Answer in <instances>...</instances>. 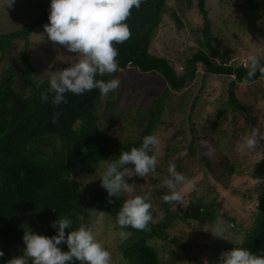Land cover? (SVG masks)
I'll list each match as a JSON object with an SVG mask.
<instances>
[{"label": "trees", "instance_id": "1", "mask_svg": "<svg viewBox=\"0 0 264 264\" xmlns=\"http://www.w3.org/2000/svg\"><path fill=\"white\" fill-rule=\"evenodd\" d=\"M185 1L188 6L191 5L192 0ZM195 2L203 21L200 30L202 48L184 60L182 71H176L170 61L149 50L153 35L166 10V0H143L138 9L133 8L126 20L131 37L123 44L114 45L118 50V71L135 68L142 73L155 72L165 81L161 96L165 99L162 103L158 99L154 100L156 108L147 112L148 118L145 121L140 123V120L137 123V131L134 132L139 134L137 139L112 138L100 130L102 117L95 110L101 96L98 89L82 95L66 93L68 103L55 106L50 102L51 93L49 103L41 102V93L49 88V77L37 82L33 80L31 71L27 70L21 84L15 86L16 75L12 63L0 70V251L4 252L0 264H5L13 255H19L25 247L22 239L23 225H27L35 234L51 237L57 234L58 229L50 225L58 218L67 217L72 221V226L65 230L66 233L80 225L92 228V215H97L100 220L104 219L102 215L110 218L111 231L122 233L126 238L121 250L122 256L118 258L119 264H161L154 247V243L158 241L184 250L187 244L177 237L170 238L167 232L176 221L192 222L202 227L213 226L217 216L226 219L222 201L218 197L208 202L191 199L181 214L174 211L175 202L166 203L163 200V196L168 193L162 185L169 178V163L174 162L176 170L186 174L189 172V165L200 164L224 189L230 187L233 176L239 173L234 161L222 151L219 140L212 137L214 131L211 132L212 136L209 135L202 142L196 135L193 124L191 134L194 137L189 142L193 154L190 153V159L187 158V167L182 159L175 157L179 147L165 141L164 160L156 170L159 175L138 179L140 183L147 185L144 196L147 195V202L152 205L153 219L147 230L121 228L118 225L116 215L120 207L126 199L132 198L127 193L110 198L105 189L85 188L72 177L76 169L92 174L102 164L108 165L109 162L117 160L121 152L140 147L143 138L154 135L161 124L164 109L173 116L176 113L183 114L188 104L193 107L197 97L189 103L184 98L179 102L176 100V106L172 103V106H168V97L172 93L181 92L196 80L199 67L207 75L231 78L227 88L228 100L221 106L220 114L232 112L248 122L250 113L242 104V96L238 97V86L256 83L264 76L257 72L254 77L247 79V66L233 61L230 55L223 54L213 44V21L210 19L206 0ZM246 2L251 11L262 14V21L259 23L261 28L264 25V0ZM50 3L51 0L36 21L25 24L13 36L27 39L32 31L49 21ZM171 16L180 27L181 21L177 15L172 13ZM4 37L0 35L1 58L12 48L10 39L6 40ZM260 62L264 64V56ZM111 76L98 75L97 79L107 81ZM112 106L110 118L105 121L113 128L116 102ZM56 112L61 115L58 124H53L52 117ZM195 140L199 141L196 148L193 146ZM199 151L202 154H198ZM149 154L153 155V150ZM252 178L264 183V160L258 164ZM134 185L133 188H136V184ZM109 199L113 202L108 203ZM248 199L254 202L255 211L249 225L243 230L242 242L238 247L264 254V188L255 197L249 196ZM106 232L104 235L107 240L109 234ZM105 241L103 244L106 247ZM114 245L112 243L111 246Z\"/></svg>", "mask_w": 264, "mask_h": 264}, {"label": "rangeland", "instance_id": "2", "mask_svg": "<svg viewBox=\"0 0 264 264\" xmlns=\"http://www.w3.org/2000/svg\"><path fill=\"white\" fill-rule=\"evenodd\" d=\"M6 2L7 0H0V35H4L6 40L10 39L12 48L6 51L2 58L0 52V70L12 63L16 75L15 86L21 84L27 70L31 71L33 80L40 82L48 77L46 71L63 69L80 58L48 41L44 25L49 21L32 31L27 39L13 36L25 24L36 21L49 0H15L11 8L5 6ZM206 6L209 9L210 19L213 21L212 42L223 54L230 55L233 61L243 65H246V57L249 53L257 55L259 59L263 58L264 25L261 28L259 25L262 14L251 11L247 7L246 0H206ZM172 13L180 19V27L176 25L171 16ZM202 22L195 0H192L190 6L185 0H166V10L153 35L150 52L166 58L176 71H182L184 60L202 48L200 45L203 39L200 31ZM50 64L53 65L51 69L48 67ZM198 72L196 80L181 92L167 96L170 100L168 106L172 104L176 106V100L179 102L182 98L188 103L195 97L198 100L193 107L188 104L183 114L176 113L170 116L169 111L164 109L162 122L154 133L160 141L159 145L153 148V155L158 161L157 166L164 160V142L169 141L171 145L179 147L175 157L182 159L187 167V158L190 159V153L193 152V149L189 148V142L194 137L191 134L193 124L196 135L202 142L209 135L212 136L211 132L214 131L212 137L219 140L222 151L234 161L239 173L233 176L230 187L224 189L209 176L202 165L188 166L189 172L182 174L193 182L195 188L185 190L183 204L176 203L174 211L181 214L191 199H202L208 202L218 197L223 204V213L227 216L223 220L227 230L223 236L216 237L213 226L201 227L192 222L176 221L167 230L169 237H177L187 244V247L179 250L175 246H166L159 241L154 243L161 264H185V262L203 264L205 260L208 264H214L222 252L238 247L242 242L243 230L249 225L255 211L254 202L248 197H255L264 188L262 181L252 178L258 164L264 160V140L259 141L257 150L247 151L244 155H240L235 150L237 142L242 141L252 127L264 133V77L256 83L238 86L240 91L238 97L242 96V104L250 113L246 123V120L235 116L232 112L220 114L221 106L228 100L227 88L231 78L207 75L200 67ZM112 78L120 80L119 88L108 95H101L95 108L102 117V122L99 123L100 130L112 138L137 139L139 134H134L137 131V123L140 120V123L145 121L148 118L147 112L156 108L154 100L158 99L162 103L165 99L161 97L165 81L155 72L142 73L135 68L118 71L111 76ZM115 102L116 117L112 128L108 126V123L106 124L105 119L110 118L112 105ZM198 142V140L194 141L195 148ZM198 154L202 152L199 151ZM106 167L107 165L102 164L92 174L76 169L72 177L82 183L85 188H102L100 178ZM157 174L150 173L147 176L154 177ZM125 179L132 185V191L127 193L128 197L144 196V188L146 189L147 185L140 183L138 176ZM134 184L136 188H133ZM145 197H147L146 194ZM102 218L104 219H97V215L90 217L93 234L103 243L107 237L104 232L107 231L106 234H109L110 239L105 241L107 246L104 247L111 253L115 264H119L118 258L122 256L121 250L126 238L122 233L111 231L110 218L104 215ZM112 243H115L113 247ZM59 247L62 251L68 250L67 245Z\"/></svg>", "mask_w": 264, "mask_h": 264}, {"label": "clouds", "instance_id": "3", "mask_svg": "<svg viewBox=\"0 0 264 264\" xmlns=\"http://www.w3.org/2000/svg\"><path fill=\"white\" fill-rule=\"evenodd\" d=\"M142 2L143 0H51L49 23L44 25L48 41L80 58L63 69L45 72L49 77V88L41 93V102L49 103L50 93V102L59 106L68 103L65 94L69 92L82 95L98 89L101 95H108L118 89V78L105 81L97 79V76H111L119 70L116 59L118 50L114 45L123 44L131 37L126 20L132 9H138ZM14 3L15 0H7L5 6L11 8ZM246 66L247 79L254 77L257 72L264 76V64H261L257 55L249 53ZM48 67L51 69L53 65ZM60 115V112L53 115V124H58ZM260 140H264V133L252 127L250 133L237 142L235 150L240 155L255 151ZM159 143L157 136H145L140 147L121 152L117 160L108 163L100 178L101 187L107 191L108 197L116 198L132 191V185L125 178H144L150 173H156L157 158L149 153ZM168 173L169 178L162 185L168 190L163 200L166 203L183 204L185 190L194 189L195 185L176 170L174 163H169ZM112 202L111 199L108 200V203ZM151 208L152 205L145 196L128 198L120 207L116 221L121 228L147 230L153 219ZM50 226L58 231L56 235L48 237L35 234L27 225H23L22 239L25 247L19 255H13L5 264H29V260L31 264H115L111 253L96 239L91 227L80 225L66 233L65 230L72 226V221L67 217L58 218ZM226 230L223 219L217 216L213 224V232L217 235L214 236L221 237ZM62 244L67 245V251H62L59 247ZM3 256L4 252L0 251V258ZM203 264H208V261L205 260ZM214 264H264V254L236 247L222 252Z\"/></svg>", "mask_w": 264, "mask_h": 264}]
</instances>
